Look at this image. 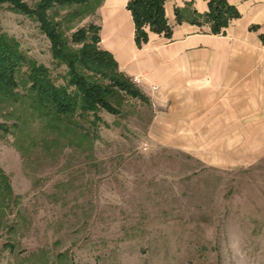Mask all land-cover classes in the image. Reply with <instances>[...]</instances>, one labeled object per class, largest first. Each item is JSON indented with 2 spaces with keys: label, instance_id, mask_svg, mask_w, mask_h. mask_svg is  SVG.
Wrapping results in <instances>:
<instances>
[{
  "label": "rangeland",
  "instance_id": "1",
  "mask_svg": "<svg viewBox=\"0 0 264 264\" xmlns=\"http://www.w3.org/2000/svg\"><path fill=\"white\" fill-rule=\"evenodd\" d=\"M65 13L55 17L69 39L91 24L65 22ZM0 32L63 83L66 68L35 22L3 6ZM155 111L128 98L120 115L100 112L99 137L83 150L30 144L38 123L0 106V168L11 188L0 201V264H264V156L205 167L149 142Z\"/></svg>",
  "mask_w": 264,
  "mask_h": 264
},
{
  "label": "crops",
  "instance_id": "2",
  "mask_svg": "<svg viewBox=\"0 0 264 264\" xmlns=\"http://www.w3.org/2000/svg\"><path fill=\"white\" fill-rule=\"evenodd\" d=\"M128 1L101 0L90 23L100 28L99 47L119 72L139 78L156 110L149 142L219 170L263 157L264 0H226L239 17L218 34L189 21L208 12L207 0H165L171 36L150 33L140 49Z\"/></svg>",
  "mask_w": 264,
  "mask_h": 264
},
{
  "label": "trees",
  "instance_id": "3",
  "mask_svg": "<svg viewBox=\"0 0 264 264\" xmlns=\"http://www.w3.org/2000/svg\"><path fill=\"white\" fill-rule=\"evenodd\" d=\"M100 2L0 0V7L7 6L10 12L38 25L49 42L55 65L66 68L63 83L57 85L46 66L24 53L15 38L0 32V106L19 109L32 123H38L37 136L29 137L30 144L39 143L42 148L62 144L67 148L90 150L99 137L98 126L103 123L100 112L118 116L128 98L149 102L143 92L119 72L114 58L99 47L98 26L89 24L69 39L64 35L62 23L56 20L55 14L60 10L66 12L65 22L91 16ZM164 3L165 0L128 1L126 8L133 20L137 48L147 44L150 33L171 36ZM207 4V13H194L189 21L209 24L213 34L220 33L239 17L236 8L226 0H207ZM176 18L181 23L185 19L184 12L176 10ZM260 38L264 43V35ZM20 124L19 130L23 133L28 121ZM10 197L9 179L0 168V201L7 202ZM65 256L59 255L62 259Z\"/></svg>",
  "mask_w": 264,
  "mask_h": 264
},
{
  "label": "built area",
  "instance_id": "4",
  "mask_svg": "<svg viewBox=\"0 0 264 264\" xmlns=\"http://www.w3.org/2000/svg\"><path fill=\"white\" fill-rule=\"evenodd\" d=\"M132 81H133V83H135V84H137V83H139V78H137V77H134L133 79H132Z\"/></svg>",
  "mask_w": 264,
  "mask_h": 264
}]
</instances>
